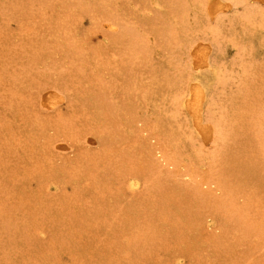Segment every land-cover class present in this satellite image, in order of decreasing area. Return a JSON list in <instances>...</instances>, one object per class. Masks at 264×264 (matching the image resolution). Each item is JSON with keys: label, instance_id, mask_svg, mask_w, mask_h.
I'll return each mask as SVG.
<instances>
[{"label": "rangeland", "instance_id": "rangeland-1", "mask_svg": "<svg viewBox=\"0 0 264 264\" xmlns=\"http://www.w3.org/2000/svg\"><path fill=\"white\" fill-rule=\"evenodd\" d=\"M0 264H264V0H0Z\"/></svg>", "mask_w": 264, "mask_h": 264}, {"label": "bare ground", "instance_id": "bare-ground-1", "mask_svg": "<svg viewBox=\"0 0 264 264\" xmlns=\"http://www.w3.org/2000/svg\"><path fill=\"white\" fill-rule=\"evenodd\" d=\"M236 1H243V0H236ZM244 1H247V0H244ZM211 2V1H210ZM217 4V3H216ZM214 4V5H216ZM219 7L220 5L217 4ZM213 6V5H212ZM211 7V6H210ZM215 6H213L212 8H214ZM216 8V7H215ZM214 10H217L215 9ZM220 8V7H219ZM213 12V11H212ZM193 46V45H192ZM198 53L200 58H201V61L204 63L205 59H206V56H207V49L208 47L207 46H204V45H201L199 48H198ZM210 49H208L209 51ZM205 64V63H204ZM203 64V65H204ZM207 64V63H206ZM200 65V63H199ZM202 69V68H201ZM185 94V93H184ZM184 96V95H183ZM182 98V97H181ZM60 99V98H59ZM180 99V98H179ZM178 99V100H179ZM202 100H203V90L200 89L199 87H194L191 91H190V94L188 96H186V98L182 99L180 102L177 103V108H180V107H184V108H187L188 110H190L194 116V119L196 120V123L199 125L201 123V115H202ZM56 99L54 100L53 98L49 97V106L52 107L55 105V102ZM173 102V101H172ZM220 118V117H219ZM209 121V120H207ZM215 122L217 121V119L214 120ZM208 123V122H206ZM218 123V122H217ZM213 125V124H212ZM198 127V126H197ZM200 127V125H199ZM204 127V125H203ZM216 127V126H215ZM203 129V128H202ZM206 129V128H205ZM202 131V130H201ZM204 132V131H203ZM208 132V131H207ZM222 135V132H221V127L218 126L217 129H216V132H215V136H216V140L218 138H220V136ZM186 136V135H185ZM192 137V136H191ZM130 185V184H129ZM132 185H137V182H134L132 183ZM132 187V186H131Z\"/></svg>", "mask_w": 264, "mask_h": 264}]
</instances>
